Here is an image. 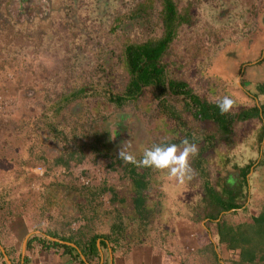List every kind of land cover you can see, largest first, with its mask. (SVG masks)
<instances>
[{"label": "rangeland", "instance_id": "1", "mask_svg": "<svg viewBox=\"0 0 264 264\" xmlns=\"http://www.w3.org/2000/svg\"><path fill=\"white\" fill-rule=\"evenodd\" d=\"M172 1L178 19L158 61L161 93L155 84L132 88L126 48L164 37L163 0H0L4 239L11 215L25 214L85 246L100 236L102 264L110 250L119 264L239 263L241 249L220 240L223 223L264 264V229L252 226L264 211V0ZM172 80L189 94L170 89ZM224 96L234 103L222 124L190 101L218 105ZM189 138L198 151L183 183L119 155L139 160L154 144ZM132 165L149 172L143 214ZM208 188L239 207L216 218L220 204ZM44 248L27 244L26 264ZM11 250L0 249V264H12ZM94 256L84 259L101 264Z\"/></svg>", "mask_w": 264, "mask_h": 264}, {"label": "trees", "instance_id": "2", "mask_svg": "<svg viewBox=\"0 0 264 264\" xmlns=\"http://www.w3.org/2000/svg\"><path fill=\"white\" fill-rule=\"evenodd\" d=\"M163 12L166 23V33L161 40L155 42L148 41L144 44H133V45H129L126 48V54L128 60L127 63L131 69V74H132L131 85L132 88L135 90L141 89L142 86L154 85V84L160 87L161 93L163 92V90H165L163 69L160 67L158 61L173 38V31L174 28L176 27V20L178 19L175 3L172 0H163ZM180 19L182 20V18ZM168 86L170 89H172L175 92L189 94V92L187 91L188 85L183 81L172 80L168 82ZM113 98L114 101L118 103H121L123 101L121 97H113ZM190 101H192L194 105H196L197 107L196 111L198 110V113L200 115L204 117H208L210 115L211 117H214L215 121L218 124L220 123L222 124L223 121L225 120V117L224 115H222V113H220L217 104H205L199 99H194V98L190 99ZM185 104L186 107L189 108L191 107L189 102H186ZM255 111H259V109L256 108ZM260 111L263 112L264 114V104L261 106ZM188 140H190V138ZM130 172H131L130 176L135 186V197L133 198V201L138 213L143 214L144 212L143 209L145 208V203H146L145 192L150 183V180L148 178L149 172L148 170H144L143 172H138L133 165L130 167ZM208 189H210L211 194L215 196V198L220 204L219 212L217 215H215L216 218L219 215V213H222L224 211L227 212L231 209H236L239 207V204H237L235 201L223 199L220 196L216 195L213 189L211 188ZM253 221H254V225L252 224V226H254L256 229L258 228L257 234H259L260 231L261 230L263 231L264 229V211H262L259 216L253 217ZM245 232L244 233L246 236L248 232L247 231ZM219 236L221 242H226L230 249H238V248L241 249L240 263L237 264H259L256 262L257 259L256 250L253 248L254 251H252V246L250 244L251 242L249 241V239L244 238L241 240V243L238 242L240 241L239 239H237V236H239L238 231L235 232V230L232 227L222 223L219 225ZM99 237H93L87 243V247L89 248L91 253L96 252L97 250L96 241L97 238ZM105 243L106 242L101 241L102 245H104ZM256 245L258 249L262 246L261 243L259 245L258 244Z\"/></svg>", "mask_w": 264, "mask_h": 264}, {"label": "crops", "instance_id": "3", "mask_svg": "<svg viewBox=\"0 0 264 264\" xmlns=\"http://www.w3.org/2000/svg\"><path fill=\"white\" fill-rule=\"evenodd\" d=\"M8 213L11 214L13 212L8 211ZM11 217L12 221L6 222V225H10L13 231L11 238L4 239L2 237L4 232L2 235L0 234V249H12L11 252H8L9 256H5L7 263L15 264L18 260L20 261V264H26V257H29L30 255V251H28L29 249H26L27 244H29V246L32 245L33 248V246L35 244L38 245V243L46 248H44L45 250L39 251L41 254L40 258L35 259V261L31 264H89L84 258L90 259L95 254H99L101 264L104 261L105 255L100 250V244L102 241L101 238H98L96 241V252L91 253L87 245L85 246V244L81 242L80 238L77 239L74 236H68L65 233H60L59 229L43 226L39 223L36 224L35 219L32 220L31 217H28V215L25 214H18L15 216V213H13ZM6 240L8 242H6ZM34 251L35 250H32V252ZM113 252L115 257L112 255ZM112 253L110 250V254L108 255V263L119 264L117 263L118 257L116 256L115 251H112ZM94 257L97 258L96 256ZM153 260L157 261L156 257ZM131 261L132 263L134 262L133 264H137L132 259ZM131 261L128 264H130ZM151 261L152 260L148 258L147 263L151 264ZM139 264H142V262L140 261Z\"/></svg>", "mask_w": 264, "mask_h": 264}, {"label": "clouds", "instance_id": "4", "mask_svg": "<svg viewBox=\"0 0 264 264\" xmlns=\"http://www.w3.org/2000/svg\"><path fill=\"white\" fill-rule=\"evenodd\" d=\"M233 103L232 98L224 96L220 99L217 107L223 114L230 110ZM197 151L196 144L190 143L188 139H184L180 144L167 142L154 144L144 150L139 160L130 152L121 151L119 155L126 162L166 171L169 179H175L177 183H183L185 180L191 179L190 174L192 169L189 160L197 154Z\"/></svg>", "mask_w": 264, "mask_h": 264}, {"label": "built area", "instance_id": "5", "mask_svg": "<svg viewBox=\"0 0 264 264\" xmlns=\"http://www.w3.org/2000/svg\"><path fill=\"white\" fill-rule=\"evenodd\" d=\"M38 168L41 169V170H43L42 167H38ZM42 173H43V171H42ZM34 248H35V250L37 251V250H38V245L35 244V245H34Z\"/></svg>", "mask_w": 264, "mask_h": 264}]
</instances>
